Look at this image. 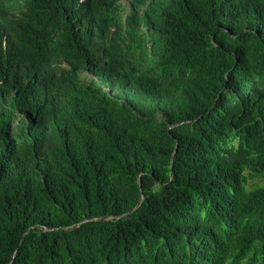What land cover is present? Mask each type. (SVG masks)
Returning <instances> with one entry per match:
<instances>
[{"label": "trees", "instance_id": "16d2710c", "mask_svg": "<svg viewBox=\"0 0 264 264\" xmlns=\"http://www.w3.org/2000/svg\"><path fill=\"white\" fill-rule=\"evenodd\" d=\"M0 264H264V0H0Z\"/></svg>", "mask_w": 264, "mask_h": 264}, {"label": "rangeland", "instance_id": "374dc122", "mask_svg": "<svg viewBox=\"0 0 264 264\" xmlns=\"http://www.w3.org/2000/svg\"><path fill=\"white\" fill-rule=\"evenodd\" d=\"M81 78H82V80H83V79H84V80H87V78H86V77H83V74H82V77H81Z\"/></svg>", "mask_w": 264, "mask_h": 264}]
</instances>
